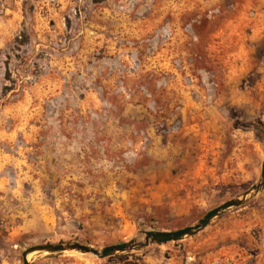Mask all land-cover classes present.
Listing matches in <instances>:
<instances>
[{
  "label": "rangeland",
  "instance_id": "obj_1",
  "mask_svg": "<svg viewBox=\"0 0 264 264\" xmlns=\"http://www.w3.org/2000/svg\"><path fill=\"white\" fill-rule=\"evenodd\" d=\"M41 1L0 0V112L12 110L7 123L59 125L62 147L56 163L28 158L35 170L50 175L39 181L45 208L30 212L31 226H23L13 200L0 211V264H22V252L31 246L79 243L101 249L139 240L144 231L191 226L258 182L264 160V35L244 40L246 49L235 57L228 47L212 46L216 40L209 33L222 15L183 14L175 22L188 29V44L169 69L140 68L126 78L128 61L136 72L133 61L156 50L138 49L125 59L127 52L118 49L137 45L110 40L106 32L104 65L101 48L87 60L83 53L76 66L49 67L62 57L76 60L81 25L104 0H74L65 12V36L46 45L32 29L34 14L44 12ZM47 1L49 8L56 4ZM159 2L120 0L119 10L152 23ZM215 5L219 14L237 4ZM172 20L167 15L162 22ZM152 36L142 41L146 49ZM202 121L213 122L219 132L203 136ZM213 134L220 135L216 147ZM199 139L207 140L205 158H199ZM29 262L264 264V188L180 242L104 259L75 251L35 253Z\"/></svg>",
  "mask_w": 264,
  "mask_h": 264
},
{
  "label": "crops",
  "instance_id": "obj_2",
  "mask_svg": "<svg viewBox=\"0 0 264 264\" xmlns=\"http://www.w3.org/2000/svg\"><path fill=\"white\" fill-rule=\"evenodd\" d=\"M73 1L56 0V4L51 8L45 4V2H48L47 0L41 1L43 5L41 10L43 9L44 12L39 11V13L34 14L32 28L39 43H45L44 45H46V42L58 43L63 39L66 34L65 12L71 8ZM234 1L237 4L235 9L218 14L215 4L221 2V0H161L159 2L160 6L156 9L160 14L154 17L152 23H147L148 19L136 18L134 15H127L125 12L120 11V0H104L97 8L91 9L89 21L81 25L80 33H78L81 35L78 51L80 53L79 55L76 54V60L74 61L71 57H62L50 61L49 67L54 65V67L60 68L65 62L70 66L72 64L76 66L79 64L78 60L83 53H85L84 59L87 60L92 56L94 50H101V48H103L102 55H104L101 65L102 63L104 65L105 32L111 34L110 40L118 37L124 43L137 45L134 48L125 46L118 49L119 52H127L125 59L134 58L138 49L148 52L149 48L146 49L142 41L163 26V17L169 15L171 19L173 17L172 21L166 22L171 29L170 38L165 43H160L154 54L150 53V56H146V53L143 54V60H138L137 64L133 61V66L137 67L136 72H130L129 65H131V62L128 61V67H124L126 69L124 76L126 78L134 77L140 71L144 72L147 69L156 67L169 69L172 58L176 56L179 50L184 51L186 44H188V29L178 28L175 18L191 13H201L205 17L213 15V18H219V15H222L223 20L220 22L219 27H215L209 33L213 40H216L213 41L212 46L213 49L217 50L227 49L226 47H228L231 54L236 57L238 56L237 52L245 48L244 40L256 39L259 33L264 35V0ZM253 9L255 10L251 12ZM16 10L15 7L11 11L13 13L12 19H14ZM103 45L104 47H102ZM217 45L219 48L216 47ZM187 93L186 90L185 97L188 95ZM185 109L186 107L183 111ZM12 113V110L8 108L0 112V211L10 209V201L13 200L15 206L13 211L19 212L18 215L23 217V226L24 224H30L31 226L30 212L45 208L41 201L43 193L39 181L42 178H48L50 175L46 171L35 170L34 165L29 163L28 158L34 157V161L39 162V164L56 163L62 147L61 133L58 131L60 126L56 124L7 123L6 119L11 118ZM198 126L205 137L206 133L211 130L219 132V129L214 127L213 122L202 121V123H198ZM219 137L220 135L213 134L212 147L218 145L217 138ZM200 141L197 144L199 158H205L207 156L206 146L202 147V144L206 143L207 140ZM235 156L237 155L235 154ZM11 169L14 170L13 175L8 173Z\"/></svg>",
  "mask_w": 264,
  "mask_h": 264
},
{
  "label": "water",
  "instance_id": "obj_3",
  "mask_svg": "<svg viewBox=\"0 0 264 264\" xmlns=\"http://www.w3.org/2000/svg\"><path fill=\"white\" fill-rule=\"evenodd\" d=\"M264 188V160L260 170V178L258 182L239 197L227 200L219 206L209 210L194 225L187 226L174 231H144L141 239H132L128 242L105 246L101 249L82 245L79 243H59V244H43L31 246L22 252V264H30L29 256L35 253H60V252H78L81 254H89L98 259H104L116 254L130 252L135 249H142L152 245H162L167 243L180 242L186 238L192 237L207 227L211 221L225 211L231 208H237L244 205L247 201L254 198Z\"/></svg>",
  "mask_w": 264,
  "mask_h": 264
},
{
  "label": "built area",
  "instance_id": "obj_4",
  "mask_svg": "<svg viewBox=\"0 0 264 264\" xmlns=\"http://www.w3.org/2000/svg\"><path fill=\"white\" fill-rule=\"evenodd\" d=\"M171 36V29L168 23H165L158 30L155 31L149 42V49L151 52L157 49L160 43H165Z\"/></svg>",
  "mask_w": 264,
  "mask_h": 264
},
{
  "label": "bare ground",
  "instance_id": "obj_5",
  "mask_svg": "<svg viewBox=\"0 0 264 264\" xmlns=\"http://www.w3.org/2000/svg\"><path fill=\"white\" fill-rule=\"evenodd\" d=\"M29 258V257H28Z\"/></svg>",
  "mask_w": 264,
  "mask_h": 264
}]
</instances>
